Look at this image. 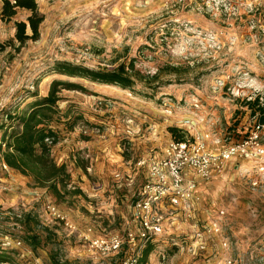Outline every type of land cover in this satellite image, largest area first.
Returning <instances> with one entry per match:
<instances>
[{
  "label": "rangeland",
  "instance_id": "374dc122",
  "mask_svg": "<svg viewBox=\"0 0 264 264\" xmlns=\"http://www.w3.org/2000/svg\"><path fill=\"white\" fill-rule=\"evenodd\" d=\"M37 3L44 16L39 40L29 41L20 52L12 47L0 52V148L3 133L17 124L6 116L23 113L48 96L54 81L62 83L60 100L49 113L58 137L52 156L66 165L69 189L82 194L57 200L31 179L0 168V233L19 229L23 236L26 228L14 216L31 213L41 238L35 248L23 241L29 258L21 259L16 250L4 255L10 264H32L31 259L40 264H115L128 254V245L103 258L91 252L84 236L90 227L95 238L135 230L129 207L148 176L147 167L138 163L162 154L173 140L169 128L185 129L186 122L198 116L202 132L212 137L231 132L239 139L261 121L257 106L249 109L245 100L264 97V0ZM30 15L19 10L10 23L0 22V41L13 40L15 23L27 22ZM60 62L92 70L133 63L150 80L125 90L62 75L56 70ZM208 193L216 206L209 215L202 209L210 207L201 199L197 220H186L183 212L178 216L189 228L179 232L166 226V233L177 242L186 239L192 221L203 231L210 218L224 211L223 237L231 249L218 250L219 239L210 237L212 255L193 256L187 247L179 251L163 237L146 244L140 264L147 249L151 251L145 264H223L226 258L264 264L263 245L259 251L252 243L250 250L240 249L238 239L264 240V193L246 179L215 182ZM49 207L74 228H67Z\"/></svg>",
  "mask_w": 264,
  "mask_h": 264
},
{
  "label": "built area",
  "instance_id": "2783aa9c",
  "mask_svg": "<svg viewBox=\"0 0 264 264\" xmlns=\"http://www.w3.org/2000/svg\"><path fill=\"white\" fill-rule=\"evenodd\" d=\"M245 101L247 104L257 102V108L264 109L263 95ZM193 106L200 108L198 103ZM261 117L259 124L239 139L231 132L212 137L209 132L200 130L202 120L198 116L189 119L185 129H181L184 140H171L160 156L138 163V166L147 167L148 176L130 207L135 230L128 229L125 235L109 233L95 238L90 227L84 240L89 242L91 252L107 258L128 245V254L115 264H140L141 250L147 243L162 240L166 226L172 224L180 213L183 212L186 220L196 219V206L201 200L197 193L199 181L208 182L214 177L223 179L230 168L235 167L239 178L248 180L251 187L264 193V114ZM115 177L119 180L121 175L117 173ZM49 210L67 228H74L55 207H49ZM224 216L225 212L220 211L218 217L209 219L203 231L198 230L189 237L191 243L187 245V252L193 256L203 255L210 237L219 239L221 249L228 252L231 245L223 237L221 219ZM0 248L16 250L21 259L30 255L24 242L10 234L0 233ZM31 263L40 264L38 259H31ZM223 264L240 263L226 258Z\"/></svg>",
  "mask_w": 264,
  "mask_h": 264
},
{
  "label": "trees",
  "instance_id": "16d2710c",
  "mask_svg": "<svg viewBox=\"0 0 264 264\" xmlns=\"http://www.w3.org/2000/svg\"><path fill=\"white\" fill-rule=\"evenodd\" d=\"M2 2L0 22L10 23L17 16L19 10H26L31 13L27 22L15 23L16 32L13 40L4 43L0 41V52L5 51L8 47H12L15 52H20L29 41L39 40L40 27L44 22V16L39 11L37 0H2ZM56 68L60 74L68 77L85 78L95 83L119 86L125 90L133 89L138 81L150 80V78L147 79L136 71L133 63L129 65L120 64L111 70H92L68 62H60ZM158 76L159 73L151 79L154 80ZM61 85L62 83L54 81L47 97L34 101L23 113L6 116L7 120L14 121L17 124L15 126L9 125L8 130L3 133V144L0 148V168L5 166L7 169L31 179L35 186L45 189L57 200H63L66 196L82 194V191L78 189H75V191L69 189L70 176L66 165H59L52 156V149L58 142V137L51 126L49 113L55 109L60 100L58 89ZM247 105L250 109H254L258 104L257 102H251ZM259 110L260 114L263 115L264 109ZM169 132L175 141L185 139L182 130L171 127ZM46 140H49L51 144ZM14 217L16 222L22 224L26 230L23 236L19 229H16L15 233L7 234L22 241H27L33 248L41 245V238L33 228L36 225L38 227L34 216L28 213L24 216L16 215ZM5 251L8 250L0 248V262L2 263L8 261V258L4 255L6 254ZM150 251L151 249H147L141 264H145Z\"/></svg>",
  "mask_w": 264,
  "mask_h": 264
},
{
  "label": "crops",
  "instance_id": "0c3cea01",
  "mask_svg": "<svg viewBox=\"0 0 264 264\" xmlns=\"http://www.w3.org/2000/svg\"><path fill=\"white\" fill-rule=\"evenodd\" d=\"M2 5H3V2H2V0H0V13H1V11H2ZM64 164V163H63ZM233 175H236V176H234L233 177ZM238 174H237V172H236V168L235 167H233V168H230L229 169V171H228V175L225 177V178H223V179H221L220 177H214L211 181H208V182H203V181H199V185H198V189H197V193H198V195H199V197H200V199H202V203L201 204H203V202H204V204L205 205H208V207H210V209L209 210H207V208H205V209H202V210H204L205 212H206V214H210L211 213V211H212V209L214 208V207H216V206H213L214 205V200H213V198L209 195V191H210V189H211V186L213 185V183H215V182H218V181H224V180H226V181H229V182H235L236 180H244V179H241V178H239L238 176H237ZM25 178V177H24ZM133 183V182H132ZM131 183V184H132ZM145 184V183H144ZM143 184V185H144ZM202 184H204V185H202ZM206 191H208V192H206ZM204 192H206V194L204 193ZM204 196H205V198H204ZM133 203V202H132ZM210 204H212V206H209ZM207 207V206H206ZM130 208V207H129ZM130 212H131V210H130ZM197 215V214H196ZM226 216H227V214H226ZM227 218V217H226ZM195 220H197V219H195ZM226 220H228V219H226ZM182 221H184L182 218H180V219H176L172 224H170V225H168L169 226V228H171V229H180L179 230V232H184L183 230L184 229H187V228H189L187 225L188 224H180ZM229 224V223H228ZM172 225V226H171ZM192 228H193V230H192V228L190 229V234H189V236L188 237H186V239H179V241L177 242L176 241V239L175 238H172V237H170V235L168 234V233H166L165 235H164V240H169L170 241V243L173 245V246H175L176 247V249L177 250H179L180 251V248L182 249H184L185 247H187V244L188 243H190V239L189 240H187L189 237H192V235L196 232V231H198L199 229L197 228V223H196V221H192ZM83 233H79V236L81 237V235H82ZM239 239V241L242 243L241 244V246H240V249H243V248H246V247H248V249L250 248V244L252 243V244H254V245H256L257 246V248H258V251L260 250L259 249V247H261V245H263L264 246V240H259L257 237H253V238H245V236H242V237H239L238 238ZM231 241V240H230ZM207 250H206V252L203 254V256L205 257V256H211L212 255V251H214V250H212V245H209L208 243H207ZM218 250L219 249H221V247L219 248H217ZM253 249V248H252ZM212 250V251H211ZM250 250V249H249ZM221 251H222V249H221ZM253 251V250H252ZM188 253V252H187ZM188 255V254H187ZM189 255H191L190 253H189ZM226 258V257H225ZM224 258V259H225Z\"/></svg>",
  "mask_w": 264,
  "mask_h": 264
}]
</instances>
